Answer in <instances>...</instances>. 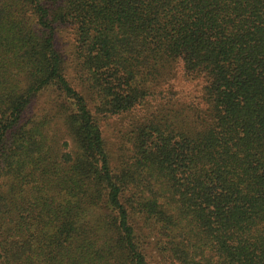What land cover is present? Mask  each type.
<instances>
[{
  "label": "trees",
  "instance_id": "1",
  "mask_svg": "<svg viewBox=\"0 0 264 264\" xmlns=\"http://www.w3.org/2000/svg\"><path fill=\"white\" fill-rule=\"evenodd\" d=\"M150 236L264 264V0H0V264H147Z\"/></svg>",
  "mask_w": 264,
  "mask_h": 264
},
{
  "label": "rangeland",
  "instance_id": "2",
  "mask_svg": "<svg viewBox=\"0 0 264 264\" xmlns=\"http://www.w3.org/2000/svg\"><path fill=\"white\" fill-rule=\"evenodd\" d=\"M57 46L60 49V52L66 59V65L68 67L69 78L73 81V84L77 85V80H74L76 75L74 73V68L72 66V50L74 43V33L72 29L68 26L61 27L57 35ZM178 79V77L176 78ZM176 87L183 86L187 91L195 92L198 88L194 83L182 82L178 79L176 82ZM42 99L37 105L41 104ZM128 120L125 117H112L109 120L101 122V129L104 135V138L108 145V151L110 156L111 165L117 164L118 156L122 153V149H125L124 144L122 143L124 135L127 133ZM156 237L150 236L145 240V253L147 264H171L169 261H165L160 251L158 250Z\"/></svg>",
  "mask_w": 264,
  "mask_h": 264
}]
</instances>
